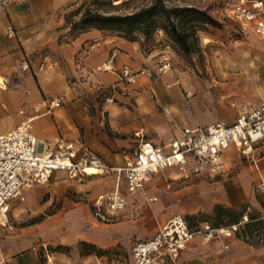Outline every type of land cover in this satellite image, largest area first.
<instances>
[{
	"label": "crops",
	"instance_id": "obj_1",
	"mask_svg": "<svg viewBox=\"0 0 264 264\" xmlns=\"http://www.w3.org/2000/svg\"><path fill=\"white\" fill-rule=\"evenodd\" d=\"M80 1L0 0V121H9L8 127L0 128V132L30 119L39 142L56 147L59 142L81 141L106 164L118 166L136 145L134 131H141L152 142L167 143L180 137L184 127H203L217 120L231 122L241 109L264 102V63L254 69L258 78L251 86H248L251 71L248 64L240 67L220 63L218 71L229 82L221 88V97L213 102L212 93L203 85L173 69L158 70L162 49L145 50L139 40H128L96 27L70 30L65 12L76 8ZM9 24L13 36L6 34ZM123 64L136 71L135 82L118 77L116 70ZM232 67L239 68L241 73L231 74ZM140 68H146L149 75L137 72ZM251 90L254 93L249 101L244 94ZM236 91L241 95L240 104L249 101L251 105L241 109L228 106L226 98ZM57 97L61 98L60 104L51 105L50 101ZM260 149L264 150V144L253 148L257 156ZM261 158L264 156L258 159ZM165 171L173 182L187 177L175 167H166L153 173L146 183ZM75 180L63 171L53 172L50 181L44 184V194L48 193L44 205L30 209L28 214L41 213L44 217L10 230L0 229V257L8 258L11 264H123L119 261L120 251L127 249L125 263L129 264L131 245L155 231L148 236L133 234L130 224L145 217L144 207L130 204L113 221H98L91 213L90 200L112 192L116 174H91L76 180L79 184L71 187V181ZM41 185L23 190L26 206H33L42 193ZM118 186L126 193L123 178ZM240 187L242 192L236 200L228 195L224 205L239 208L249 203L248 209L261 211L258 201L252 199L253 193L248 191L247 180L241 181ZM70 188L77 200L63 196L58 208L46 212L54 195L58 198ZM143 188L134 194L135 198ZM158 193L150 194L156 199L148 203L152 204V215L162 224L177 212L174 209L164 212V199L177 196L163 186ZM195 200L196 205L186 208L185 215L202 212L207 216L214 203H220L216 200L207 205L206 200L205 203L198 197ZM201 222L204 221L199 220L198 224ZM80 240L105 251L99 255L81 254L77 247ZM56 245L70 249L58 251L53 249ZM248 260L264 264V246L244 244L235 236L203 240L195 235L181 250L175 264H241Z\"/></svg>",
	"mask_w": 264,
	"mask_h": 264
},
{
	"label": "built area",
	"instance_id": "obj_2",
	"mask_svg": "<svg viewBox=\"0 0 264 264\" xmlns=\"http://www.w3.org/2000/svg\"><path fill=\"white\" fill-rule=\"evenodd\" d=\"M204 1L210 5L213 16L235 22L237 32L264 38V0ZM6 34L14 35L10 24ZM170 68L171 57L165 50L158 61V70L164 72ZM116 72L121 80H136V71L129 64H123ZM137 72L148 74L146 68ZM60 102L61 98L57 97L50 104L57 106ZM133 135L138 139L136 145L122 164L112 166L81 141L59 142L56 147L39 142L30 119L0 132V229L13 227L8 213L10 203L23 200L25 188L49 182L54 171H63L69 179L76 180L104 172L116 174L115 189L94 197L89 203L92 215L101 222L113 221L119 212L134 202V194L143 188L152 174L166 167H175L185 176L203 171L223 173L226 149L231 147L242 156L250 157L255 144L264 141V102L241 109L231 122L219 120L203 127H184L180 137L167 143L152 142L139 130ZM89 168H94L95 172H89ZM121 178L126 193L119 190ZM155 199V196L147 197L148 201ZM246 220L247 215L243 214L237 223L212 227L204 221L191 227L184 216L172 214L150 236L131 245L129 264H175L181 250L195 235L203 240L233 236ZM0 264L11 262L0 257Z\"/></svg>",
	"mask_w": 264,
	"mask_h": 264
},
{
	"label": "rangeland",
	"instance_id": "obj_3",
	"mask_svg": "<svg viewBox=\"0 0 264 264\" xmlns=\"http://www.w3.org/2000/svg\"><path fill=\"white\" fill-rule=\"evenodd\" d=\"M82 1L84 0H81L79 4ZM152 1L153 0H111L110 4L102 5L101 10L108 11V13L124 14L137 10L142 6H147ZM163 2L167 6L189 4L203 8L207 5V1L204 0H163ZM73 9L74 8L71 10ZM69 12L70 10L66 11L65 16ZM213 14L215 15L216 13L213 12ZM78 16L79 15L74 17L70 16V21L77 19ZM66 25L70 24L66 22ZM236 30L235 22L229 19H221L216 26L208 25L204 30H199L197 32V40H195V42L192 40V51L189 53H184L167 33L158 28L153 30L146 39H144V36L140 33H138L137 36H140L145 49L158 47L163 51L168 50L171 57L170 69H173L177 74H182L189 80L191 79L193 82H197L199 86L203 85L205 90L212 93L210 100L216 102V100L221 97V88L226 86L229 82L222 76V72L218 71L220 63L240 67L244 63L248 64L251 68L248 86L256 83L255 79L258 77L255 76L256 73L254 69L264 63V38H259L252 33H237ZM109 31L116 34L118 33L114 30ZM246 70L247 69H245V72ZM229 72L237 75L241 73V70L238 68ZM252 91L253 90L244 94L246 100L250 101L252 99V93H254ZM192 93L193 95L195 94L193 91L191 94ZM240 96L241 95L236 91L234 95L226 98V104L235 109H241L244 106L248 107L251 105L249 101H244L240 104L238 101L241 99ZM8 125L9 121H0V128H7ZM262 144H264V141L258 142L254 147ZM256 154L257 153L253 150L250 157H244L239 152L229 147L223 153V167L225 169L223 173H212L208 171H203L198 174L191 173L187 175V177H181L177 182H173L171 178L167 177L169 172L165 171L164 173L157 174L156 178L151 180L150 183L145 184L144 190L139 192L137 198H135L134 202L131 204H141L146 213L142 220L137 221L135 224H130L133 226V234L140 232L148 236L157 228L158 224H160L159 219L151 213L152 204L148 203L149 201L144 198L153 193L155 195L159 194L160 192L158 193V190H160L162 186L168 192L172 194L175 193L173 196H177V198L171 197V199H164L163 211L174 209L177 211L174 214H181L184 217L186 208L196 205V197L203 199L204 203L206 200L207 205L216 200L225 204L224 199H227L228 195L231 200L235 201L236 197L242 192L240 185L241 181L244 180H247L248 191L250 190L254 195L252 198L253 200L256 199L255 194H262V198H264V158L258 159L264 156V150L260 149L258 156ZM256 162L257 165L255 166ZM71 182L72 184L74 183V185L71 184V187L79 184L76 180ZM41 186L42 193L31 208L24 204L25 196L24 200H15L10 203L8 213L13 227H16L18 224L28 223L32 218L41 214L38 213L35 216L28 215L30 209L39 208L42 204L44 205V199L48 197V193L44 194V184ZM158 187L159 189H156ZM72 190L71 188L66 189L58 198L54 195L46 212L58 208L63 196L77 200V198L73 197L75 192ZM54 194H56V192ZM249 210H252V208ZM260 213L264 214V209L261 208ZM244 244L247 243L244 242ZM126 250L127 249H122L120 251L119 261L123 262V264H126ZM241 264H254V262L250 260L241 261Z\"/></svg>",
	"mask_w": 264,
	"mask_h": 264
},
{
	"label": "trees",
	"instance_id": "obj_4",
	"mask_svg": "<svg viewBox=\"0 0 264 264\" xmlns=\"http://www.w3.org/2000/svg\"><path fill=\"white\" fill-rule=\"evenodd\" d=\"M110 3L111 0H84L66 14L65 21L70 24L72 31H83L89 27L114 30L128 40H139L143 47L144 44L137 34L140 33L146 39L158 28L167 33L184 53L192 51V40H197L199 30H204L208 25L216 26L218 21H221L212 15L210 5L203 8L189 4L167 6L163 0H153L147 6L124 14L101 10L102 5ZM76 15H79L78 18L70 21L69 17ZM255 197L264 209L262 194H255ZM243 214L247 215V220L239 225L234 236L253 247L264 246V214L254 209L249 210L247 203H243L239 208L214 203L209 215L204 216V213L198 212L186 214L185 219L191 227L197 225L199 220L208 222L212 227H218L239 222ZM43 217L44 214H40L28 223H35ZM77 247L81 254L99 255L105 251L84 240L78 241ZM53 249L67 252L70 247L56 245Z\"/></svg>",
	"mask_w": 264,
	"mask_h": 264
},
{
	"label": "bare ground",
	"instance_id": "obj_5",
	"mask_svg": "<svg viewBox=\"0 0 264 264\" xmlns=\"http://www.w3.org/2000/svg\"><path fill=\"white\" fill-rule=\"evenodd\" d=\"M247 72V71H246ZM89 172H95V169L94 168H89L88 169Z\"/></svg>",
	"mask_w": 264,
	"mask_h": 264
}]
</instances>
